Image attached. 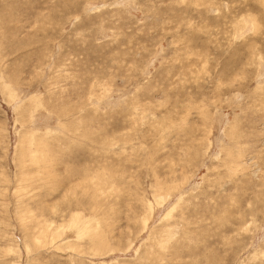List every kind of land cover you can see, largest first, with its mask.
<instances>
[{
	"label": "rangeland",
	"instance_id": "1",
	"mask_svg": "<svg viewBox=\"0 0 264 264\" xmlns=\"http://www.w3.org/2000/svg\"><path fill=\"white\" fill-rule=\"evenodd\" d=\"M0 264H264V0H0Z\"/></svg>",
	"mask_w": 264,
	"mask_h": 264
}]
</instances>
